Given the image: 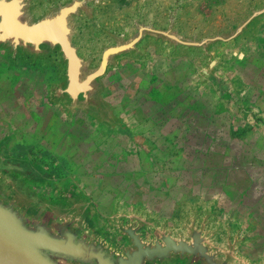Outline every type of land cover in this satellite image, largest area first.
I'll list each match as a JSON object with an SVG mask.
<instances>
[{"label":"crops","instance_id":"obj_1","mask_svg":"<svg viewBox=\"0 0 264 264\" xmlns=\"http://www.w3.org/2000/svg\"><path fill=\"white\" fill-rule=\"evenodd\" d=\"M208 52L213 65L199 75L166 59L141 69L131 57L139 51L118 57L127 59L117 58L101 78L111 126L54 98L64 72L53 53L0 47V164L48 191L61 189L65 201L84 202L90 225L120 246L125 240L108 225L113 216L149 220L150 238L162 226L179 233L174 224L200 213L190 207L209 205L222 191H256L264 173L256 128L264 127V14ZM207 212L213 230L215 211Z\"/></svg>","mask_w":264,"mask_h":264},{"label":"water","instance_id":"obj_2","mask_svg":"<svg viewBox=\"0 0 264 264\" xmlns=\"http://www.w3.org/2000/svg\"><path fill=\"white\" fill-rule=\"evenodd\" d=\"M91 1L98 0H70L33 20L29 14L31 0H0V47L13 55L48 56L57 52L64 65V82L54 89V98L66 99L68 111L80 108L111 126L116 125L102 98L105 87L101 78L118 57L138 53V45L150 37L173 48L201 49L210 59L212 45L234 40L264 14L263 6L228 33L200 40L175 30L171 15L166 29L134 20L136 32L126 39L110 34L114 43L103 48L99 63L91 67V59L82 58L72 40L73 18L80 12L89 16ZM212 65L210 60L206 73ZM210 216L205 213L197 223L198 214L193 213L181 226L184 235H173L162 226L153 229L149 239L144 237V230L152 227L149 220L130 215L124 222L121 216H113L108 225L125 240L126 245L120 246L90 225V210L84 202L72 197L65 208L37 205L0 170V264H249L235 252L241 242L239 234L232 241L228 236L225 248L214 244L216 231L206 229Z\"/></svg>","mask_w":264,"mask_h":264},{"label":"rangeland","instance_id":"obj_3","mask_svg":"<svg viewBox=\"0 0 264 264\" xmlns=\"http://www.w3.org/2000/svg\"><path fill=\"white\" fill-rule=\"evenodd\" d=\"M69 1L31 0L29 14L33 20H37ZM88 5L89 16L80 12L73 18L75 34L72 40L78 48L79 55L84 59H91V67H95L100 61L103 48L114 43L110 34L125 39L131 37L136 32L134 20L155 28L166 29L169 24L168 17L171 15L175 30L185 37L200 40L228 33L240 21L249 17L253 10L263 7L264 0H98L96 3L91 1ZM168 47L171 46L147 37L138 45L139 54H133L131 57L134 64L136 66L139 64L141 69H147L149 65L153 66L155 63L162 64L163 59L171 61L172 64L176 62L178 69H195L198 75L201 74V70L205 72L208 68L203 50L178 46L177 51L172 52ZM53 54L51 60L61 76L64 67L59 62L58 53ZM165 54L167 56H164ZM125 59L127 58L121 57L118 61L121 63ZM108 69L111 71L113 68ZM256 128L259 135H264L263 126ZM260 144L262 143L259 142L258 149L264 150V144L262 147ZM259 166L264 167V162L263 165L259 163ZM4 174L9 179H15L11 173ZM30 186L43 198L37 205L66 207V203L63 204L61 201V189L48 191L42 188L41 184ZM211 201L209 205L203 201L200 205L190 208L200 210L197 223L202 221L205 209L211 208L215 211L211 224L216 231L213 236L214 244L225 248L228 236L232 241L233 237L239 234L241 242L235 247L237 256L245 258L249 264H264V173L258 174L256 191L245 189H235L231 193L228 190L222 191L218 198ZM189 211L190 209H187V212ZM188 215H191L190 212ZM173 227L177 230L175 232L184 235L185 230L179 228L177 223ZM144 236L145 239L150 238L147 233ZM122 244L125 243L122 241ZM176 264L185 263L177 261Z\"/></svg>","mask_w":264,"mask_h":264},{"label":"flooded vegetation","instance_id":"obj_4","mask_svg":"<svg viewBox=\"0 0 264 264\" xmlns=\"http://www.w3.org/2000/svg\"><path fill=\"white\" fill-rule=\"evenodd\" d=\"M0 170L2 172H11V174L13 176H15L14 178H11L13 183L15 184L16 188L23 193L24 195H26L29 199H33L36 204H40V200H43V198L39 197L37 195V193L35 192V190L31 189L30 184H41L42 182H38L34 176L30 175V174H26V173H21L20 170L17 168H15V170H13L10 166H2L0 164ZM13 170V171H12ZM18 176V178L16 177ZM30 186V187H29ZM64 203H67V201H65V199L62 198L61 200Z\"/></svg>","mask_w":264,"mask_h":264}]
</instances>
